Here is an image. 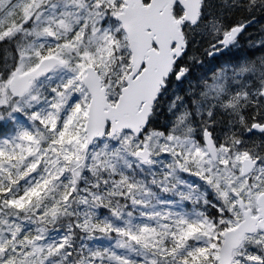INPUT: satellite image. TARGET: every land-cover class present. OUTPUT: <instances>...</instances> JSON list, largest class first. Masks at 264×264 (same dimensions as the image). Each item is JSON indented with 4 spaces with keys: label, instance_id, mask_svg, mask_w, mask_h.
I'll return each mask as SVG.
<instances>
[{
    "label": "snow or ice",
    "instance_id": "obj_1",
    "mask_svg": "<svg viewBox=\"0 0 264 264\" xmlns=\"http://www.w3.org/2000/svg\"><path fill=\"white\" fill-rule=\"evenodd\" d=\"M258 14L0 0V264H264Z\"/></svg>",
    "mask_w": 264,
    "mask_h": 264
},
{
    "label": "trees",
    "instance_id": "obj_2",
    "mask_svg": "<svg viewBox=\"0 0 264 264\" xmlns=\"http://www.w3.org/2000/svg\"><path fill=\"white\" fill-rule=\"evenodd\" d=\"M261 25H264V15H260V14H258V15H257L256 22L253 23V25L250 27L249 32L255 34V33L260 29ZM243 44H244V45H243ZM243 44H242V47H241L240 50L235 51V52H233L232 54H230V55H232L233 58L247 57V56H250L251 54H252V55H256V56L261 55L260 52L256 51L255 49L250 48L249 45H248L246 42L243 43ZM242 48H243V49H242ZM245 48H246V49H245ZM248 48H249V49H248ZM247 49H248V50H247ZM242 50H243V51H242ZM241 51H242V52H241ZM239 52L242 53L243 55L240 54ZM234 53H235V54H234ZM236 53H237V54H236ZM250 53H251V54H250ZM195 71H198V70L194 69V72H195Z\"/></svg>",
    "mask_w": 264,
    "mask_h": 264
},
{
    "label": "bare ground",
    "instance_id": "obj_3",
    "mask_svg": "<svg viewBox=\"0 0 264 264\" xmlns=\"http://www.w3.org/2000/svg\"><path fill=\"white\" fill-rule=\"evenodd\" d=\"M249 29H250V28H249ZM243 45H244V44H243ZM242 49H243V48H242ZM245 49H246V48H245ZM248 49H249V48H248ZM248 49H247V50H248ZM242 51H243V50H242ZM242 51H241V52H242ZM239 53H240V52H239ZM234 54H235V53H234ZM236 54H237V53H236ZM240 54H242V53H240ZM250 54H251V53H250ZM242 55H243V54H242ZM251 55H252V54H251ZM240 58H241V57H240Z\"/></svg>",
    "mask_w": 264,
    "mask_h": 264
}]
</instances>
